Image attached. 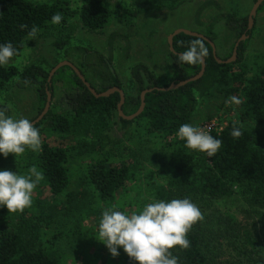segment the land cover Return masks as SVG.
I'll use <instances>...</instances> for the list:
<instances>
[{
    "label": "trees",
    "instance_id": "16d2710c",
    "mask_svg": "<svg viewBox=\"0 0 264 264\" xmlns=\"http://www.w3.org/2000/svg\"><path fill=\"white\" fill-rule=\"evenodd\" d=\"M263 10L264 3L258 13ZM56 13L62 15L59 24L52 23V17ZM139 14L140 11H133L121 4L111 7L104 0H82L78 9H74L71 0H50L44 3L32 0H0V45L11 42L17 50L14 57H17L22 54L27 42L33 39L28 34L33 26L38 28L36 36L42 31H55L53 33L60 35L62 31L70 28L71 20L77 17L88 31L99 32L112 22L131 26ZM233 16H227L228 26L231 29L239 28L240 38L246 32L250 35L248 18L236 19ZM21 25H27V28H22ZM205 36L214 43L215 38L210 32ZM196 38L198 37L183 33L174 38L176 54L171 52L174 74L170 84L185 81L201 71L202 63L189 65L180 62L178 58L180 53L187 50L190 41ZM204 42L209 54L205 58L206 71L201 79L175 90H154L146 95L145 109L139 117L129 121L118 116V120L123 127L144 122L148 133L161 134L167 140L165 147L169 154L170 179L165 186L156 185L154 196L157 201L168 202L184 198L191 200L198 196L211 200L227 198L234 195L236 188L246 187L250 200L264 208V144L260 137L237 123L229 122L220 133L211 134L222 141V146L214 157H208L206 153L186 148V142L176 135L182 124L199 127L200 123L215 119L226 107L225 101L231 96L242 100L239 107L244 117L264 124V54L261 62H254L249 66L243 57L246 45L241 42L236 62L220 64L213 57L210 43L206 40ZM55 45L59 49L65 47L64 42H56ZM82 52L88 53L84 50ZM230 57L231 54L222 60ZM99 60L105 64V71L97 75L100 88L94 84L93 73L89 77L79 68L87 82L98 93L114 87L123 90L112 61L106 63L102 57ZM50 72L51 70L47 71L35 64L22 72L16 67L0 65V93L18 76L20 86L34 90L43 111L48 92L52 94V100L55 99L56 84H63L60 101L67 103L70 110L58 114L51 109L35 125L40 132L41 148L35 152L26 150L22 155V168L19 169L20 175H27L28 170L35 166L44 177L37 188H44L45 195L50 192L51 196L57 197L69 188L70 178L68 151L62 144L56 143L55 136L76 137L81 134L103 141L107 138L103 134L111 127V123L114 124L113 119L119 114L117 107L121 97L115 92L109 97L96 98L70 67L59 69L51 84ZM131 74L138 92L134 96L125 94L123 111L126 115H132L139 110L141 94L145 90L159 87L155 75L145 65H136ZM197 93H201L203 107H200ZM234 127H239L242 133L238 138L232 135ZM3 163L0 154V171ZM88 176L99 197L113 201L117 192L127 188L134 172L125 162L114 164L97 161L89 167ZM3 212L0 216V264H62V256L57 250L37 247L29 239L31 236L25 235L23 229L14 228L9 223V216ZM212 224L210 228L207 222H198L187 237L190 247L186 250L179 247L171 250L173 255L179 257V264H228L224 260L227 252L223 249L226 245L234 244L240 245L244 256H247L250 249L248 246H252L254 242L243 233L235 216H220ZM254 247L257 248V245ZM118 250L126 257V264H137L123 248ZM216 252H222L223 255ZM122 263L125 264L124 261Z\"/></svg>",
    "mask_w": 264,
    "mask_h": 264
},
{
    "label": "rangeland",
    "instance_id": "374dc122",
    "mask_svg": "<svg viewBox=\"0 0 264 264\" xmlns=\"http://www.w3.org/2000/svg\"><path fill=\"white\" fill-rule=\"evenodd\" d=\"M32 1L44 3L50 0ZM104 1L111 7L121 4L133 11H140V14L131 26L112 22L99 32L88 31L79 18H73L70 28L60 35L53 33L55 31L40 32L27 42L22 54L12 58L6 66L16 67L22 72L35 64L52 71L59 63L70 61L89 77L93 73L94 84L100 88L97 75L105 71V64L99 60L102 57L106 63L112 61L124 93L134 96L138 90L131 72L136 65H145L155 75L159 87L171 83L174 61L168 38L178 29L203 35L210 32L215 38L218 57L223 59L232 55L234 45L240 38V29H231L226 21L227 16L234 15L236 19L247 20L255 3L254 0ZM81 2L71 0L74 9H78ZM248 36L243 41L246 45L243 57L252 66L254 62L263 59L264 10L257 13ZM56 42H64L65 47L59 49ZM62 88L63 84L58 82L55 99L50 107V110L58 114L70 110L67 103L60 101ZM197 96L200 107H203L201 93H197ZM0 109H7L6 114L14 119L27 118L31 122L42 113L36 93L32 88L20 86L18 76L1 91ZM118 116H115L114 124L111 123V127L103 134L107 137L103 141L81 134L76 137L55 136L56 143L62 144L69 155L70 183L62 195L55 197L50 192L45 195L44 188H36L31 207L23 213H9L6 207H0V216L4 211L9 216V223L17 230L23 229V233L31 236L29 239L37 247L57 250L62 256V264H123L122 261L126 264V257L120 250L119 256L114 258L98 240L102 212L113 207L129 215L138 212L144 205L157 201L154 196L156 185L165 186L170 179L169 154L165 147L167 140L161 134L148 133L144 122L123 127ZM215 119L223 126L229 122L239 124L260 137L264 144V124L244 117L239 105L224 107ZM203 125L204 122L199 127ZM2 157V170L19 174L22 156L10 154L5 158L2 154ZM97 161L114 164L125 162L134 172L127 188L117 192L113 201L102 200L89 180V167ZM245 188H236L234 195L227 198L211 200L198 196L191 201L203 214L204 219L200 222H207L211 228V223L214 225L220 216L233 215L243 233L254 242L252 246L257 245V248L248 246L250 249L247 256H244L240 245H226L223 251L227 252L224 260L228 264H264V208L250 200ZM216 253L223 255L222 252Z\"/></svg>",
    "mask_w": 264,
    "mask_h": 264
},
{
    "label": "clouds",
    "instance_id": "9594fccd",
    "mask_svg": "<svg viewBox=\"0 0 264 264\" xmlns=\"http://www.w3.org/2000/svg\"><path fill=\"white\" fill-rule=\"evenodd\" d=\"M62 15L52 17L53 24H59ZM27 28V25H21ZM38 28L33 26L30 37H35ZM208 48L201 38L190 41L187 50L179 54V61L189 65L202 63L208 56ZM17 55L11 42L0 45V65H7ZM226 106L240 105L242 100L236 96L229 97ZM10 107V106H9ZM7 109H0V154L7 158L10 154L22 156L26 150L33 152L41 148L39 130L27 118L14 119L6 114ZM211 127H195L182 124L176 133L185 147L193 151L206 153L214 157L222 146V141L211 135ZM239 127H234L232 135H241ZM44 179L35 166L27 175H20L9 170L0 171V207H6L9 213H23L33 202V193ZM204 219L199 207L189 198L171 201H154L143 206L130 215L115 207L105 209L99 222L98 236L115 258L118 249L137 264H179V257L172 254L173 249H188L187 238L193 226Z\"/></svg>",
    "mask_w": 264,
    "mask_h": 264
},
{
    "label": "water",
    "instance_id": "95a60500",
    "mask_svg": "<svg viewBox=\"0 0 264 264\" xmlns=\"http://www.w3.org/2000/svg\"><path fill=\"white\" fill-rule=\"evenodd\" d=\"M264 3V0H257L254 5H253V8L249 14V17H248V31L252 29V26H253V23H254V20L257 16V13H258V10L259 8L261 7V5ZM186 34V35H190V36H194V37H198V38H201V39H204L206 41H208L213 49V54H214V58L216 59V61L220 64H231V63H234L236 62L237 60V55H238V48H239V45L241 44V42L245 41L249 36L247 35V32L242 36V38H240L237 43L235 44V47L233 49V54L231 55V57L228 59V60H222L220 58H218V54H217V50H216V46L215 44L210 40L208 39L205 35L203 34H200V33H197V32H193V31H189V30H186V29H178L176 31H174L168 38V43H169V47H170V51L173 52L174 54H176V52L174 51V47H173V40L174 38L179 35V34ZM65 66H68L70 67L71 69H73L75 71V73L78 75V77L82 80V82L86 85V87L90 90V92L96 97V98H103V97H109L110 95L114 94L115 92H118L120 94V97H121V101L120 103L118 104V113H119V116L125 120H134L135 118L139 117L144 109H145V98H146V95L154 90H158V91H170V90H175V89H179L180 87H183V86H186L187 84L189 83H192V82H196V80L198 81L199 79H201L206 71V61L204 59V61L202 62V65H201V71L194 77L192 78H189L185 81H181L179 83H172L170 84L168 87H155V88H152V89H147L145 90L142 94H141V105H140V108L139 110L132 114V115H126L123 111V106L125 104V99H126V96H125V93L122 89H119L117 87H114V88H111L109 90H107L106 92H103V93H98L92 86L89 82H87V80L85 79L84 75L81 73L80 69L78 67H76L73 63H71L70 61H63L61 63H59V65L55 66L52 71L50 72V75H49V83L51 84L52 83V79L55 75V73L65 67ZM51 102H52V94L50 92H48V98H47V103H46V106L44 108V110L42 111V113L34 120L32 121L33 125H37L46 115L47 113L49 112L50 110V106H51Z\"/></svg>",
    "mask_w": 264,
    "mask_h": 264
},
{
    "label": "built area",
    "instance_id": "2783aa9c",
    "mask_svg": "<svg viewBox=\"0 0 264 264\" xmlns=\"http://www.w3.org/2000/svg\"><path fill=\"white\" fill-rule=\"evenodd\" d=\"M206 126L211 127V129H212L211 134H212L213 132L220 133L227 125H225V126L220 125L219 122L217 121V119H213L211 121L204 123L203 127H206Z\"/></svg>",
    "mask_w": 264,
    "mask_h": 264
},
{
    "label": "flooded vegetation",
    "instance_id": "af4514ba",
    "mask_svg": "<svg viewBox=\"0 0 264 264\" xmlns=\"http://www.w3.org/2000/svg\"><path fill=\"white\" fill-rule=\"evenodd\" d=\"M250 31V30H249Z\"/></svg>",
    "mask_w": 264,
    "mask_h": 264
}]
</instances>
